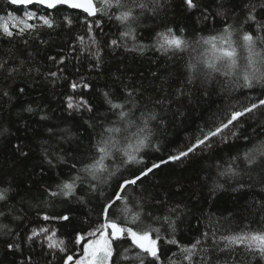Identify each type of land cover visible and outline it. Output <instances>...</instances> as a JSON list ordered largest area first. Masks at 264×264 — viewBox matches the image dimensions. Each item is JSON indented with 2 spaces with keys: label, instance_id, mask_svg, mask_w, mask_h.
I'll list each match as a JSON object with an SVG mask.
<instances>
[{
  "label": "snow or ice",
  "instance_id": "1",
  "mask_svg": "<svg viewBox=\"0 0 264 264\" xmlns=\"http://www.w3.org/2000/svg\"><path fill=\"white\" fill-rule=\"evenodd\" d=\"M7 3L13 6V11L0 17V37L14 40L27 36L46 44L39 35L45 29L50 33L58 28L72 30L74 25L83 29L68 43L67 50L60 49L63 54L47 57L56 70L43 75L53 86L56 81H68L70 92L64 94V110L70 116L79 115L87 125L88 145L82 153L79 145L75 154L65 150L60 145L73 141L72 131L47 126L48 138L41 144V174L60 165H65L66 171L58 172V178L50 183L22 184L15 177L6 183L0 180V264L9 257L13 258L11 264H264V122L257 125L259 132L253 129L252 135L240 133L247 122L264 111V0L178 3L7 0ZM176 9L184 12L188 20L195 17L196 23L211 22L212 30L207 34L195 28L188 32L186 27L166 23L167 13ZM106 21L114 22L116 34L105 31ZM218 22L220 27H216ZM103 37L108 38L102 42ZM23 43L28 45V40L23 39ZM105 49L112 53L124 49L141 55L153 50L168 60L182 59L187 54L181 86L169 98L166 88L169 77L153 72L152 76L160 79L162 95L153 99L150 106L141 102L143 83L137 86L122 71L113 73L112 83L103 88L83 75L69 79L65 74L69 59L81 63L89 58L94 61L89 71L103 74ZM33 63L31 51L26 55L11 49L0 53V100L7 99L11 104L26 94L24 86L13 93L8 82H14L18 76H30ZM76 71L80 69L77 67ZM35 72L41 75L39 68ZM213 84H219L226 94L258 89L259 95L255 99L249 97L246 103H239L237 97V104L214 114L211 124L201 127L199 135L169 152L166 159L149 156L146 150L154 147L155 125L163 124L156 106L163 109L167 101L170 107L193 89L207 95ZM83 93L90 95L86 97ZM24 111L32 114L36 109L29 105ZM39 118L49 119L46 113ZM7 132L0 129V137ZM230 139H243L246 145L250 140L253 142L242 153L230 156L226 167L215 165L217 180L212 191L223 188L219 181L227 178L235 184L233 191L257 195L244 209L242 226L230 227L219 239V228H210L191 243H182L177 238L183 214L181 206L170 205L166 197L161 200L153 196L145 188L146 178H155L163 166L183 165L198 151L227 144ZM13 151L18 159L30 157L25 142L14 144ZM155 151H160L158 146ZM208 179L211 176L205 177V181ZM72 204L92 206L79 224L76 215L79 209L71 207ZM58 205L68 206L56 211ZM41 206L50 209L36 213L45 223L27 228L22 236L21 230L26 227L22 222L33 208ZM96 208L99 211L93 223L88 217ZM161 209L162 213L157 215ZM85 224L89 227H83ZM37 243L41 251L34 255Z\"/></svg>",
  "mask_w": 264,
  "mask_h": 264
},
{
  "label": "trees",
  "instance_id": "2",
  "mask_svg": "<svg viewBox=\"0 0 264 264\" xmlns=\"http://www.w3.org/2000/svg\"><path fill=\"white\" fill-rule=\"evenodd\" d=\"M176 2L178 3L179 0ZM10 11H13V6L9 5L7 0H0V15H7ZM16 14L22 15L19 12ZM164 19L166 23L186 27L188 32L195 28L203 30V34H207L213 28L211 22L199 24L196 23L195 17L188 20L186 14L180 9L169 11ZM57 21L60 22L59 14ZM216 27H220L219 22ZM82 31L83 29L78 25H74L72 30L58 28L51 33L45 29L39 35L40 38L47 41L46 44H41L39 39L27 36L23 39L28 40V45H25L23 39L19 37L14 40L0 37V53L8 52L11 49L17 53L23 52L25 55L27 51H31L34 56L32 74L30 76H18L14 82H8L10 84L9 90L13 93L18 87L24 86L26 94L14 99L11 104L8 103L7 99L0 100V129L8 130L3 137H0V180L5 181V183L13 177L22 184L24 182L32 184L50 183L58 178V172L66 171V166L60 165L59 168L53 169L45 175L41 174V167L43 166L41 144L48 138L45 132L47 126H53L57 129L68 128L72 131L74 134L73 141L70 144L60 145L65 150H72L75 154L77 145H79L80 153L86 150L88 133L85 129L87 125L84 124L79 115L70 116L64 110V94L70 92L68 81L59 80L53 86L43 75L49 70H56L52 62L47 60V57L63 54L60 49L67 50V45L69 42H73L75 34ZM105 31L109 35L116 34L114 22L106 21ZM144 31L146 32L147 29ZM107 38L103 37L102 42ZM143 42L148 43L147 40ZM13 46L15 47L13 48ZM102 55L105 65L102 69L103 74L99 71H89L90 64L94 63L90 58L82 59L81 63L69 59L65 74L68 75L69 79H79L83 75L88 78L90 83L103 88L112 83L113 73L118 72V70L122 71L124 76L134 80L137 86L143 83L144 97L141 102L148 103L150 106L153 99L162 95L159 90L160 79L153 77L152 73L157 72L160 77H169L166 88L169 98H171L175 95L177 88L181 86L185 61L188 59L187 54H185L182 59L168 60L153 50H147L141 55L124 49H118L115 53H112L110 49H105ZM77 67L80 69L79 72L76 71ZM36 68H39L41 75L36 74ZM83 94L86 97L90 95L89 93ZM74 95H79V93ZM258 95V89L252 92L244 90V92L233 91L226 94L219 84H213L208 88L207 95L203 91L193 89L190 95L181 97L179 102H172L170 107L167 106V101L163 109L156 106L163 124L155 125L154 147L146 150L148 155L153 158L166 159L169 152L180 145L187 144L199 135L201 127L211 124L214 114L218 115L230 105L237 104V97H239V103H246L249 97L255 99ZM95 102L99 105V99ZM29 105L36 109L32 114L24 111V108ZM178 108L180 114H178ZM101 112H103V106H101ZM45 113L49 119L41 121L39 117ZM262 122H264V111H261L253 121L247 122L240 129V133L252 135L253 129L259 132L257 125ZM20 142L29 145L30 157L27 159H18L13 151V145ZM252 142L250 140L246 145L243 139H230L227 144H218L202 153L198 151L196 156L186 160L183 165L179 163L165 165L162 169L157 170L155 178H146L145 188L148 192L161 200L166 197L170 205L181 206L183 214L180 217L177 238L182 243H191L199 238L202 232L210 228H219L217 234V239H219V235L226 234V230L230 227L235 228L237 225H241L242 217L246 215L244 209L257 193L233 191L235 184L227 178L219 181L223 184V188H218L213 193L214 181L217 180L215 165L220 163L222 167H226V162L230 156H234L238 152L242 153L245 147L251 146ZM53 146L55 147V145ZM155 146H158L160 151H155ZM71 158L69 156V160ZM21 171H23V175H19ZM206 176H211V179L205 181ZM67 206L58 205L55 210L60 211ZM70 206L79 209L76 213L78 224L87 216L92 207L91 205L84 207L77 204ZM43 210L50 211V209H44L41 206L40 209L33 208L28 213L26 221L22 222L26 225L21 230L22 236L27 228L45 223L36 214L38 211L42 214ZM98 211V208L93 209L92 215L88 217L93 223L97 219L96 213ZM162 211L163 209L157 211L156 214L159 215ZM248 219H252V217L249 216ZM83 227L87 228L89 225L85 224ZM163 232L164 229L162 228ZM164 247H172L173 251L176 250L174 246L164 245ZM34 249V255L41 251L38 243ZM27 251L28 249L25 248V253ZM12 259L9 257L4 261V264H11Z\"/></svg>",
  "mask_w": 264,
  "mask_h": 264
},
{
  "label": "rangeland",
  "instance_id": "3",
  "mask_svg": "<svg viewBox=\"0 0 264 264\" xmlns=\"http://www.w3.org/2000/svg\"><path fill=\"white\" fill-rule=\"evenodd\" d=\"M2 16H6V15H0V17H2Z\"/></svg>",
  "mask_w": 264,
  "mask_h": 264
}]
</instances>
